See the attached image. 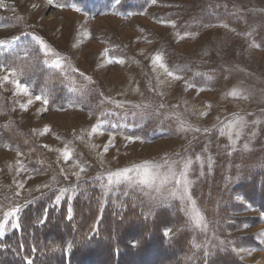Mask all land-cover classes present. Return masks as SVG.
Segmentation results:
<instances>
[{"label": "rangeland", "instance_id": "1", "mask_svg": "<svg viewBox=\"0 0 264 264\" xmlns=\"http://www.w3.org/2000/svg\"><path fill=\"white\" fill-rule=\"evenodd\" d=\"M75 1L0 0V41L21 37L0 48V62L25 57L72 87L52 104L54 92L0 81V222L19 209L0 240L39 199L70 215L77 187L90 183L99 214L110 197L145 217L183 218L162 235L185 228L192 252L165 264L218 251L264 264V212L240 188L264 170V0ZM128 5L137 12L116 11Z\"/></svg>", "mask_w": 264, "mask_h": 264}, {"label": "trees", "instance_id": "2", "mask_svg": "<svg viewBox=\"0 0 264 264\" xmlns=\"http://www.w3.org/2000/svg\"><path fill=\"white\" fill-rule=\"evenodd\" d=\"M104 2L107 6L111 0ZM140 2L131 1L134 5ZM130 6L117 7L116 11L137 12ZM8 65L23 69L17 78L33 93L42 89L54 92L49 98L52 104L65 100L72 88L60 84L65 73L37 67L36 63H27L25 57L8 60ZM14 139L22 144V139ZM33 145L24 148L36 149ZM252 179L240 185L241 192L264 212V170L254 173ZM179 226H184V220L177 213L161 209L152 217H145L140 206L129 198H107L99 214L98 190L90 183H81L72 199L70 215L65 205L57 207L48 198L27 206L19 216L18 228L0 240V264H155L157 259L158 264L170 263L177 256L192 252L185 228L168 240L163 237L164 229ZM194 264L240 262L230 252L218 251Z\"/></svg>", "mask_w": 264, "mask_h": 264}, {"label": "snow or ice", "instance_id": "3", "mask_svg": "<svg viewBox=\"0 0 264 264\" xmlns=\"http://www.w3.org/2000/svg\"><path fill=\"white\" fill-rule=\"evenodd\" d=\"M47 2L51 5L52 4V0H47ZM116 3H120V0H116ZM153 3H155V0H153ZM59 7H64V5H59ZM73 9L74 10H79L78 8L75 7V5H73ZM21 39L20 36H16L14 40H9V41H0V48H3V47H7V48H11L15 43L16 41H19ZM33 40H39L38 37H35L33 36L32 37ZM39 43L43 46V47H47L46 45H44V42L42 40H39ZM158 60H160V57L157 56L154 60H153V64H155ZM7 62H0V70H5V71H8L9 72V75L13 77L12 80H9V76H3V77H0V81H4V82H10L12 83L15 88L17 89L18 92L20 93H23V94H27V89L25 87H23L21 85V83L15 79V77L17 76V73L19 72L21 75L23 74V69L22 68H17V67H6ZM47 63V62H45ZM53 66L57 67V68H60L61 67V64L58 60L56 61H53ZM161 67H165L163 64L160 65ZM169 75H172V73H168ZM37 100H41V97L40 96H37L36 97ZM44 103H47V100H44L43 101ZM29 103H31V101H29ZM238 123H241V126H242V122H238ZM96 131V128H93V132ZM195 131H199V129H196ZM65 155L67 156L68 154L65 153ZM197 159H199V157H197ZM187 166V165H186ZM81 171H83V169H81ZM129 170H125L124 172H117V173H114L113 175H115L116 177H120V176H126L127 175V172ZM177 183H180L179 180L176 181ZM108 184L109 186H111L112 184V178L109 177L108 178ZM57 199H59V197H57ZM189 200H191V198L189 197L188 198ZM192 203V209H191V213L195 215V217L197 218V222H202L203 221V217L200 216L199 214V211L196 209V206H195V201H191ZM71 211V210H69ZM19 212V209H13L11 212H9L7 214V216L4 218L3 222H0V236H3L4 234V227L6 224H8L9 222V217H13L16 215V213ZM18 225L17 224H12V227H17ZM206 227V225H205ZM167 235V233H165ZM28 264H31V261L28 262Z\"/></svg>", "mask_w": 264, "mask_h": 264}]
</instances>
